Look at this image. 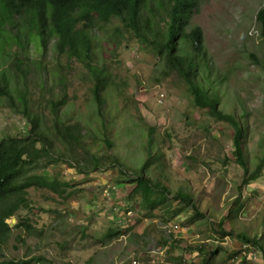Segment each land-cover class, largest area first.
<instances>
[{
    "label": "rangeland",
    "instance_id": "374dc122",
    "mask_svg": "<svg viewBox=\"0 0 264 264\" xmlns=\"http://www.w3.org/2000/svg\"><path fill=\"white\" fill-rule=\"evenodd\" d=\"M263 3L264 0H197L190 17V25L202 30L208 57V66L200 69V75L206 88L218 92L219 108L240 120L249 172L262 155L264 139V43L255 20ZM114 26H102L95 34V62L103 68L104 76L102 120L91 97L92 77L76 61L64 56L56 58L52 41L44 55L34 48L25 53L29 58L21 68L29 69V113L40 119L57 154L63 148L53 139V115L47 100L65 93L66 103L58 105L56 117L79 122L82 131L88 130L83 141L99 151L95 154L116 155L127 174L137 172L142 165L150 131L151 151L164 155L163 167L158 173L151 171L150 176L171 192L177 188L188 190L206 217L174 218V222L186 225L168 238L163 229L165 223L150 218L134 224L137 213L133 211L124 225L134 224L133 227L105 240L111 220L123 213L118 207L112 211V198L101 195L106 185H115L117 195L123 197L122 185L116 181L117 171L101 161L98 170L89 166L91 171L79 173L77 166L68 162L75 164L76 159L85 169L88 159L67 155V162L62 160L36 170L48 179L57 175L69 185L64 187L62 196L45 188L28 190L32 207L21 210L20 216L28 220L32 230L21 238L22 228L8 232L0 241V264L10 258L38 260L31 264H132V260H136L135 264H194L197 253L188 252V247L199 244L208 249L217 245L222 248L209 257L208 264H234L224 258V252L244 249L235 234L255 236L262 230L264 170L257 180L242 187V169L233 160L229 125L194 106L183 81L173 73H163V64L154 49L140 45L125 32L115 46L112 41L118 34L113 33ZM110 46H115L114 51H109ZM39 58L45 66V81H41L39 71L32 69ZM9 59L8 55L0 56L1 69H8ZM55 67L61 70L63 81L59 86L51 75ZM27 130V119L0 97V138L19 136ZM105 136L112 142L111 148L106 147ZM220 221L231 235L215 233ZM7 222L12 225L15 219L11 217ZM172 239L180 241L169 249ZM244 252L247 257L243 264H264L258 250L249 248ZM179 255L181 262L176 259Z\"/></svg>",
    "mask_w": 264,
    "mask_h": 264
},
{
    "label": "trees",
    "instance_id": "16d2710c",
    "mask_svg": "<svg viewBox=\"0 0 264 264\" xmlns=\"http://www.w3.org/2000/svg\"><path fill=\"white\" fill-rule=\"evenodd\" d=\"M196 2L197 0H0V56L10 57L8 69L0 68V97L6 100L9 108L22 114L28 124L25 134L6 135L0 138V241L12 228H22L19 232L20 238L32 230L28 220L20 216L21 210L32 207L29 204L28 190L45 188L62 196L64 187L69 185L57 175L48 179L36 170L47 168L62 160L67 162L65 156L75 154L81 159L87 158L89 163L84 165L83 169L76 159L75 164L68 162L72 167L77 166L76 172H89L91 171L89 166L92 170H98L104 162L109 168H115L118 174L116 181L122 185L121 199L117 195L115 185H110V195H104L101 191L103 197L112 198L114 202L111 204L112 211L120 208L123 212L111 220V228H107L105 240L125 234L142 219L158 218L165 224L172 222L180 227L186 224L174 222V218L206 217L188 190L177 188L171 192L166 185L150 176L151 171L158 173L164 165L162 152L151 151L150 131L147 134L146 156L142 165L137 172L127 174L122 170V163L116 155L95 154L99 151L92 149L87 140L83 141L82 138L84 135L87 136L88 130L84 128L82 131L79 122H67L56 117L58 105L66 103L65 93H61L57 99L47 100L53 115L52 136L63 148L57 154L53 150V141L41 128L40 119L35 113H29L26 96L29 69L21 68L27 65L29 58L25 53L34 48L44 55L49 42L52 41L56 58L64 56L68 60L76 61L92 77L91 97L95 103V111L102 120L105 102L102 96L104 76L103 68L95 62V34L101 31L102 26L110 23L115 25L113 33L118 34L115 42L112 41L115 46L120 43L121 35L125 32L140 45L154 49L157 58L163 64V73L166 75L173 73L183 81L194 106L204 109L213 119L229 125L233 160L242 169V187L258 179L264 170V139L262 155L249 172L242 147L244 129L240 120L233 113L224 112L219 108L218 92L206 88L204 78L200 75V69L208 66V57L201 28L190 25V17L195 10ZM255 20L264 43V3L256 12ZM115 46H110L109 51H114ZM13 47L16 48L15 51L11 50ZM261 67L264 70V59L261 61ZM44 68L42 58L32 66V69L39 71L41 81H45L47 75ZM60 71L55 67L51 73L58 86L63 81ZM104 142L106 147L111 148L112 142L107 136ZM128 210L132 211L133 215L135 211L137 216L134 224L124 226L130 217L126 215ZM11 217L15 219L12 225L7 222ZM261 228L259 235L255 236L235 234L245 247L225 251L224 258L234 264H243L247 257L244 251L253 248L261 252L260 257L264 259V217ZM214 231L225 236L232 234L223 228L222 221L217 223ZM173 234L171 232L168 238ZM172 240L174 242L168 243L169 249L180 241ZM189 251L197 253L195 256L197 262L194 264H208L209 257L222 251V248L217 245L208 249L205 244H199L189 246ZM176 259L181 262V255ZM34 260L38 261L35 258H10L2 261V264H31ZM162 263L170 264L163 261Z\"/></svg>",
    "mask_w": 264,
    "mask_h": 264
},
{
    "label": "built area",
    "instance_id": "2783aa9c",
    "mask_svg": "<svg viewBox=\"0 0 264 264\" xmlns=\"http://www.w3.org/2000/svg\"><path fill=\"white\" fill-rule=\"evenodd\" d=\"M109 188H110L109 185H106L103 188L102 192H103L104 195H110ZM126 215L131 217L133 215V213H132V211L128 210L126 212ZM163 229H164V232L166 233L167 237H169V234H171V232L175 233L179 229V227H178V225L173 224V223H166V224L163 225ZM162 250H160V251L164 252V249H162ZM135 263H136V260H132V264H135ZM159 264H163L162 261H160Z\"/></svg>",
    "mask_w": 264,
    "mask_h": 264
},
{
    "label": "clouds",
    "instance_id": "9594fccd",
    "mask_svg": "<svg viewBox=\"0 0 264 264\" xmlns=\"http://www.w3.org/2000/svg\"><path fill=\"white\" fill-rule=\"evenodd\" d=\"M261 256V255H260Z\"/></svg>",
    "mask_w": 264,
    "mask_h": 264
}]
</instances>
